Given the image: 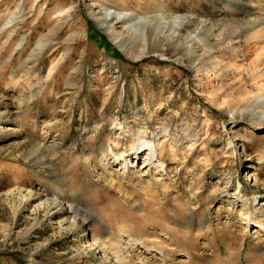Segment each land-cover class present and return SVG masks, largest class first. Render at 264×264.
<instances>
[{
    "label": "rangeland",
    "instance_id": "obj_1",
    "mask_svg": "<svg viewBox=\"0 0 264 264\" xmlns=\"http://www.w3.org/2000/svg\"><path fill=\"white\" fill-rule=\"evenodd\" d=\"M258 193L264 0H0V264H264Z\"/></svg>",
    "mask_w": 264,
    "mask_h": 264
},
{
    "label": "bare ground",
    "instance_id": "obj_2",
    "mask_svg": "<svg viewBox=\"0 0 264 264\" xmlns=\"http://www.w3.org/2000/svg\"><path fill=\"white\" fill-rule=\"evenodd\" d=\"M158 149H159V145L156 144L155 142L148 141L145 138H138L137 141L132 145V149L130 150L132 152V156H131L132 162L131 163L134 165H137V167L140 169V172H142L144 168H146L144 167L146 164L150 168L156 171L165 170V164L160 162V160L158 159ZM115 157L116 159L117 158L121 159V158H124V155L117 154L115 155ZM144 172H146V174H149V172L147 171H144ZM257 195H258V198H264L263 193H258ZM257 228L264 230V226L261 224L258 225Z\"/></svg>",
    "mask_w": 264,
    "mask_h": 264
}]
</instances>
